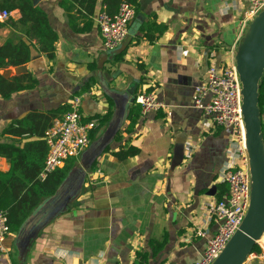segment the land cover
Returning <instances> with one entry per match:
<instances>
[{"label": "crops", "instance_id": "0c3cea01", "mask_svg": "<svg viewBox=\"0 0 264 264\" xmlns=\"http://www.w3.org/2000/svg\"><path fill=\"white\" fill-rule=\"evenodd\" d=\"M246 1L132 0L136 15L130 34L108 51L96 21L103 9L110 12L103 0L92 18L75 9L72 25L61 0H34L58 34L55 57L32 46L29 62L0 68L2 84L20 87L9 97L0 91V185L20 197L50 176L42 177L49 150L44 132L75 95L82 96L83 119L97 125L74 167H82L88 152L99 155L78 194L54 206L28 249L26 238H20L23 225L11 230L0 264H192L202 257L207 238L197 236L196 229L214 231L208 205L219 200L231 134L195 107L194 90L213 63L236 59L249 30H243ZM12 10V18L0 21L5 23L0 47L20 38L37 44L11 24L22 18L19 9ZM105 87L124 97V111L113 125L115 104ZM143 91L155 92L164 107L142 111L128 132L129 110ZM111 109V119L103 122ZM261 121L264 135V107ZM129 147L138 153L118 155ZM263 253L262 247L245 264H264Z\"/></svg>", "mask_w": 264, "mask_h": 264}, {"label": "built area", "instance_id": "2783aa9c", "mask_svg": "<svg viewBox=\"0 0 264 264\" xmlns=\"http://www.w3.org/2000/svg\"><path fill=\"white\" fill-rule=\"evenodd\" d=\"M248 1L243 30L250 27L253 20L264 11V0ZM242 4L245 7V3ZM227 8L224 6L222 10L226 12ZM13 14V10L0 7V21L9 20ZM135 15L136 7L128 1H122L115 13L106 9L100 11L96 21L106 50L114 51L126 41ZM215 56L216 52L212 51L210 57ZM135 101L141 105L144 114L164 107L155 92L143 91L136 96ZM193 103L212 119L215 126L231 134L228 160L221 178L228 190L222 199L208 205L214 231L210 234L211 229L207 227L199 226L196 229L197 236L207 238V247L202 257L192 264H213L240 229L252 201L253 178L247 137L244 134L243 84L236 59L213 63L208 68L205 80L195 86ZM81 106L82 96H73L69 109L54 119L45 130L44 139L49 150L42 171L43 178L65 167L70 159L80 157L89 146L90 133L97 125V120L85 121ZM10 233L8 212L0 209V250H5L3 243ZM258 244L264 248V237Z\"/></svg>", "mask_w": 264, "mask_h": 264}, {"label": "water", "instance_id": "95a60500", "mask_svg": "<svg viewBox=\"0 0 264 264\" xmlns=\"http://www.w3.org/2000/svg\"><path fill=\"white\" fill-rule=\"evenodd\" d=\"M248 6L249 1H246V9ZM236 63L243 84V113L253 178L252 201L240 229L213 264H245L255 245L264 237V135L259 107V89L264 76V11L251 23L239 47ZM104 89L115 104L113 125L124 111V97L107 87ZM128 94L132 95V92L128 91ZM92 152L83 155L82 167L70 170L57 192L25 221L20 238H26L24 242L27 249L33 243L38 229L50 217L54 206L65 205L78 194L87 171L99 155V151Z\"/></svg>", "mask_w": 264, "mask_h": 264}, {"label": "trees", "instance_id": "16d2710c", "mask_svg": "<svg viewBox=\"0 0 264 264\" xmlns=\"http://www.w3.org/2000/svg\"><path fill=\"white\" fill-rule=\"evenodd\" d=\"M122 1H128L132 3V0H103L104 5L107 6L110 13H115ZM98 0H61L60 5L64 8L66 17L69 23L76 22L77 16L73 14L74 10L83 14L84 18H92L95 9L97 7ZM0 7L3 9H19L22 13V18L18 22H11L14 27L21 29L32 40H36L37 44H28L23 38L18 41L9 39L3 46L0 47V68L8 66H17L25 64L31 60L32 46L39 51L45 53L47 57L53 59L55 57V42L58 40V34L50 26L47 13L38 5L34 0H0ZM84 11H83V10ZM92 19H90L91 21ZM1 23L0 25H4ZM90 25V22H89ZM157 26V25H156ZM74 29L80 31L78 24L73 25ZM165 30V27L163 31ZM147 37L154 42V35L151 33V27L147 26ZM162 31V32H163ZM37 46V47H36ZM122 52L119 54L122 56ZM5 81L4 77L0 76V91L5 97H9L13 92L19 90L18 86H5L2 82ZM89 82L86 89H90L91 84ZM110 100L111 106L114 105L113 100ZM259 107L260 111L264 107V76L259 89ZM113 110L102 118L103 122L111 119ZM142 114L141 105L134 103L129 110L128 119L130 120L126 130L131 132L134 130L135 125L139 121ZM116 139H120V133L117 134ZM1 149V148H0ZM138 149L135 147H129L126 150H122L118 153L121 157H126L138 153ZM75 159H70L66 166L62 169H58L51 174L45 181H35L28 191L19 197L17 193L11 190V187L0 185V209L8 212L9 223L11 230L19 229L24 222L31 216L36 208L41 204L42 200L46 197L53 196L59 186L67 177L69 171L75 166ZM96 163L94 162L92 168ZM222 183L219 186V200L223 198L226 188ZM262 252V247L256 244L253 253ZM144 259V256H142Z\"/></svg>", "mask_w": 264, "mask_h": 264}, {"label": "bare ground", "instance_id": "6f19581e", "mask_svg": "<svg viewBox=\"0 0 264 264\" xmlns=\"http://www.w3.org/2000/svg\"><path fill=\"white\" fill-rule=\"evenodd\" d=\"M244 134L246 135V129L244 128Z\"/></svg>", "mask_w": 264, "mask_h": 264}, {"label": "rangeland", "instance_id": "374dc122", "mask_svg": "<svg viewBox=\"0 0 264 264\" xmlns=\"http://www.w3.org/2000/svg\"><path fill=\"white\" fill-rule=\"evenodd\" d=\"M82 158V157H81ZM77 159V158H76ZM81 165V164H80Z\"/></svg>", "mask_w": 264, "mask_h": 264}]
</instances>
